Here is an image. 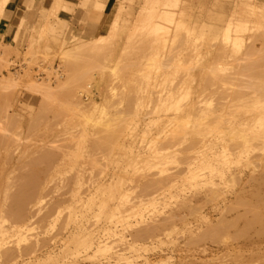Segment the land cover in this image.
<instances>
[{
    "label": "rangeland",
    "instance_id": "rangeland-1",
    "mask_svg": "<svg viewBox=\"0 0 264 264\" xmlns=\"http://www.w3.org/2000/svg\"><path fill=\"white\" fill-rule=\"evenodd\" d=\"M59 1L0 0V264H264V0H181L194 34L145 0Z\"/></svg>",
    "mask_w": 264,
    "mask_h": 264
},
{
    "label": "bare ground",
    "instance_id": "bare-ground-1",
    "mask_svg": "<svg viewBox=\"0 0 264 264\" xmlns=\"http://www.w3.org/2000/svg\"><path fill=\"white\" fill-rule=\"evenodd\" d=\"M119 1L121 2V0H119ZM142 1H144V0H142ZM145 1H148L149 3L146 4L145 6H143V10H141V11H142L143 14H145V16H148V17H149V20H150V21H152V19H153V21H154V18L160 15L159 17H162V19L160 18L161 21H162V20L164 21V19H165V22H164V23H166V22L168 23V22H169V25H170V23H171V24L174 23L176 26H177V25L179 26V25H181V24H182V25L185 24V25H183V27L186 28V30L188 31V33H189V34H191V33L194 34V33H193L194 30H195L194 27H191V25H190L189 23H187V22H184V23H183V21H181L180 19L177 18V17H179V16H177L178 14L176 15L177 10H175L174 7H175V6H178V5H179V2H180L181 0H164L160 9H158V6H159V3H160V0H145ZM233 1H234L235 3H237L238 1H241V2H243V3H246L245 5L249 4L248 2H250V0H233ZM251 1H252V0H251ZM59 2H60V1L58 0V2H57V3H58V6H59ZM55 3H56V2H55ZM235 3L233 4V5H235V8H234L233 12L231 13V16H230L229 19L227 20V24H226L227 26H224L225 28H223L224 30H222L221 27H217L216 25H213V23L209 24V23L207 22V24H205V22H204V23H203V26H205L207 29H205V27H202L201 33H204V31H209V32H212V33H216V34H217V33H220L221 30H222V31H225V36H226V38H229V37H228V36H229V32H230V30H231V27H232V24H233V21H234V20H232V18H233L234 16H237V14L240 15V19H241V17H242L243 15H246L244 12H238L237 10H235L236 7H237V4H235ZM233 5H232V7H233ZM109 6H111V0H108V4H106L107 9H108ZM243 6H244V5H243ZM119 8H121V3H120V6L117 8L116 12L114 13V16H113L112 21H111L110 26H109V30H108L107 32H109V31H112V32H113V31H116L118 25H120V24H119V23H120V21H119L120 14H119V11H118ZM224 8L226 9V8H227V5H226V6L224 5ZM227 9H228V8H227ZM158 11H160V12H158ZM225 11H226V10H225ZM230 11H231V10H230ZM103 12H104V11H103ZM156 13H157V14H156ZM241 15H242V16H241ZM176 16H177V17H176ZM156 19H157V18H155V20H156ZM237 19H239V18H236L235 21H237ZM242 19H244V16H243ZM242 19H241V20H242ZM150 21H148V24H150V23H149ZM163 21H162V22H163ZM246 21H247V20H246ZM162 22H161L160 25L163 24ZM238 22H240V21H238ZM238 22H237V23H238ZM154 23H155V24H158V23H156V22H154ZM240 23H241V22H240ZM240 23H238V24H240ZM244 23H246L245 20H244ZM155 24H154V25H155ZM238 24H237V25H238ZM151 25H153V22H152ZM158 25H159V24H158ZM158 25H155V26H154V27H156V28H155V31L160 30L162 27L164 28L165 26H167V25H165V24H164V26H161V27L158 26ZM169 25H168V26H169ZM189 25H190V26H189ZM206 25H207V26H206ZM234 25H236V24H234ZM240 25H241V26H240ZM240 25H239V28L242 27V23H241ZM171 26H174V25H171ZM178 26H177V27H178ZM201 26H202V25H201ZM158 27H159V28H158ZM180 27H182V26H180ZM235 27H236V26H235ZM157 28H158V29H157ZM163 28H162V29H163ZM173 28H174V27H173ZM178 28H179V27H178ZM237 28H238V27H237ZM243 28L246 29V26L243 25ZM152 29H153V26H152ZM156 29H157V30H156ZM233 29H234V28H233ZM153 30H154V29H153ZM166 30H167V32L169 33V32L171 31L170 26L167 27ZM166 30L163 31V32L165 33ZM173 30H175V29H173ZM173 30H172V32H173ZM182 31L184 32L185 30H182ZM235 31H236V30H235ZM107 32H106V33H107ZM167 32H166V33H167ZM172 32H171L170 34H173V33H174V32H173V33H172ZM183 32H182V33H183ZM233 32H234V30H233ZM155 33H156V32H155ZM164 33H161V34H162V37H164V36L166 35V34H165V35L163 36ZM168 33H167V35H168ZM182 33H181V34H182ZM235 33H237V31H236ZM161 34H158V35H161ZM170 34H169V36H171ZM189 34H188V35H189ZM220 34H221V33H220ZM183 35H184V34H182L181 36H183ZM169 36H166V37L169 38ZM181 36H179V37H181ZM184 36H185V35H184ZM41 37H42V36H41ZM80 37H81V36H80ZM166 37H164L163 39L166 40ZM191 37H192V36H191ZM191 37H190V38H191ZM200 37H201V34H200ZM158 38H160V36H159ZM177 38H178V37H177ZM196 38H197V37H196ZM163 39H161V40H163ZM169 39H172V38H169ZM180 39H181V38H179V40H180ZM187 39H188V38H187ZM191 39H192V38H191ZM88 40H89V39H88ZM88 40L85 39L86 42H87ZM181 40H182V39H181ZM66 41H67V40H66ZM73 41H74V40H73ZM81 41L84 42V39L78 37L77 41H74V42L70 41V42H68L69 44H68V45L66 44V47H68V46L71 44V45L73 46V49H75L76 47L78 48V45L81 44V46H82V44L84 45V44L86 43V42L82 43ZM90 41H91V40H90ZM184 41H185V40H184ZM80 42H81V43H80ZM163 42H166V41H163ZM180 42H181V41H180ZM186 42H187V41H186ZM76 43H77V45H76ZM78 43H79V44H78ZM87 43H91V42H87ZM174 43H175V42H174ZM73 44L76 45L75 48H74V45H73ZM186 44H187V43H186ZM71 45H70V46H71ZM87 45H88V44H87ZM164 45H166V44L164 43ZM177 45H178V44H177ZM179 45H180V44H179ZM183 45H184V44H183ZM183 45H182V47H183ZM220 45H222V44H220ZM72 46H71V47H72ZM81 46H79V47H81ZM84 46H85V45H84ZM166 46H167V45H166ZM184 46H185V45H184ZM71 47H70V49H71ZM82 47H83V46H82ZM173 47H174V46H173ZM167 48H168V46H167ZM174 48H175V47H174ZM183 48H184V47H183ZM183 48H182V49H183ZM196 48H197V46H196ZM67 49H69V47H68ZM79 49H80V48H79ZM211 50H212V49H211ZM222 50H223V49H222ZM175 51H176L177 53L180 52V51H177V50H175ZM210 53H211V52H209V54H210ZM219 53H221V51H220ZM219 53H218L216 56H215V55H214V56L217 57V56L219 55ZM222 53H223V52H222ZM224 54H225V53H224ZM212 55H213V54H212ZM222 55H223V54H222ZM219 56H220V55H219ZM217 58H218V57H217ZM219 58H221V57H219ZM214 60H215V62H216L217 59L214 58ZM219 60H220V59H219ZM212 62H214V61H212ZM212 62H211V63H212ZM215 64H216V63H215ZM217 64H219V63H217ZM211 66L214 67V64H211ZM211 66H210V67H211ZM216 66H217V65H216ZM218 68H219V66H218ZM213 69H214V68H213ZM207 72H208V71H207ZM207 72H206V73H207ZM204 74H205V73H204ZM190 93H191V90H190ZM194 94H195V93H194ZM191 95H192V94H191ZM244 95H245V94H244ZM186 96H187V95H186ZM241 96H242V95H241ZM241 96H240V97H241ZM245 96H247V95H245ZM245 96H244V98H245ZM236 98H237V97H236ZM236 98H234V99H236ZM242 98H243V97H242ZM247 98H248V97H247ZM250 98H251V97H250ZM263 98H264V97H263ZM245 99H246V98H245ZM175 100H176V99H175ZM237 100H238V99H237ZM247 100H248V99H247ZM247 100H246V101H247ZM249 100H251V99H249ZM176 101H177V100H176ZM233 101H236V100H233ZM259 101H260V100H259ZM259 101H258V102H259ZM172 102H173V101H172ZM249 102H251V101H249ZM179 103H180V101H179ZM224 103H225V101H224ZM232 103H233V102H232ZM246 103H247V102H246ZM260 103H261V101H260ZM172 104H173V103H172ZM175 104H176V103H175ZM225 104H226V103H225ZM225 104H224V105H225ZM227 104H228V103H227ZM248 104H250V103H248ZM251 104H252V103H251ZM236 105H237V104H236ZM244 105H245V104H244ZM258 105H259V104H258ZM263 105H264V104H263ZM170 106L172 107V105H170ZM173 106H174V104H173ZM181 106H182V103H181ZM181 106H180V107H181ZM222 106H223V105H222ZM229 106H231V105H229ZM229 106H228V107H229ZM256 106H257V105H256ZM171 107H169V108H171ZM217 107H219V106L217 105ZM236 107H237V106H236ZM238 107H240V106L238 105ZM252 107H254V106H252ZM165 108H167V107H165ZM177 108H178V107H177ZM240 108H241V107H240ZM254 108H255V107H254ZM197 109H198V108L196 107V109H194V111L197 110ZM202 109H203V108H202ZM228 109H229V108H228ZM231 109L234 110V109H236V108H231ZM168 110H169V109H168ZM177 110H178V109H177ZM177 110H176V111H177ZM186 110H187V109H186ZM189 110H190V109H189ZM198 110H199V109H198ZM198 110H197V111H198ZM203 110H204V109H203ZM213 110H214V109H213ZM226 110H227V109H226ZM194 111H193V112H194ZM199 111H200V110H199ZM199 111H198V112H199ZM207 111H208V110H207ZM209 111H210V110H209ZM235 111H237V110H234V112H235ZM242 111H243V110H242ZM182 112H183V111H182ZM184 112H185V111H184ZM204 112L206 113L205 110H204ZM216 112H217V111H216ZM221 112H222V111H221ZM232 112H233V111H232ZM170 113H171V112H170ZM176 113H177V112H176ZM178 113H179V112H178ZM196 113H197V112H196ZM223 113H224V112H223ZM229 113H230V115H231V112H230V111H229ZM229 113H228V114H229ZM190 114H191V113H190ZM194 114H195V113H194ZM200 114H201V113H200ZM202 114H203V113H202ZM210 114H211V113H210ZM220 114H221V113H220ZM220 114H219V115H220ZM225 114H226V113H225ZM239 114H240V113H239ZM179 115H180V114H179ZM198 115H199V113L196 114V117H198ZM203 115H204V114H203ZM226 115H227V114H226ZM233 115H234V114H233ZM200 116H201V115H200ZM205 116H207V114H205ZM205 116H203V118H204ZM223 116H224V115L221 114V117H222V118H223ZM231 116H232V115H231ZM238 116H240V115H238ZM241 116H243V115H241ZM207 117H208V116H207ZM222 118H220V119H222ZM230 118H232V117H230ZM242 118H243V117H242ZM195 119H196V118H195ZM201 119H202V118H201ZM205 119H206V118H205ZM212 119H213V118H211V120H212ZM225 119H226V117H225ZM206 120H207V119H206ZM195 121H196V120H195ZM202 121H203V120H202ZM204 121H205V120H204ZM213 121H214V120H213ZM217 121H218V118H217ZM222 121H223V120H222ZM198 122H200V121L198 120ZM210 122H211V121H210ZM230 122H231V121H230ZM243 122H244V121H243ZM194 123H197V122H194ZM217 123H218V122H216V124H217ZM223 123H224V122H223ZM223 123H221V124H223ZM241 123H242V122H241ZM201 124H203V122H202ZM210 124H211V125L213 124V125H212L213 127L215 126L214 122H213V123H210ZM210 124H209V125H210ZM219 124H220V123H218V125H219ZM206 125H208V124L206 123ZM218 125H217V126H218ZM228 125H231V123H229ZM235 125H236V124H235ZM258 125H259V124H258ZM261 125H262V123L260 124V126H261ZM192 126H193V125H192ZM195 126H196V125H195ZM200 126H201V125H200ZM217 126H215V127L217 128ZM225 126H227V125H225ZM231 126H232V125H231ZM236 126H237V125H236ZM239 127H240V126H239ZM191 128H192V127H191ZM207 128H208V127H207ZM210 128H212V127H210ZM219 128H220V127H219ZM235 128H236V127H235ZM235 128H234V130H235ZM241 128H244V127H241ZM245 128H248V127H245ZM189 129H190V128H189ZM205 129H206V128H205ZM208 129H209V128H208ZM225 129H228V128H225ZM231 129H232V128H231ZM239 129H240V128H239ZM190 130H191V129H190ZM198 130H200V129H198ZM206 130H207V129H206ZM218 130H219V129H218ZM222 130H224V129H222ZM237 130H238V129L236 128V131H235V132H239V130H238V131H237ZM245 130H246V129H245ZM194 131H195V129H194ZM209 131H210V130H209ZM213 131H215V129H214ZM225 131H226V130H225ZM225 131H224V132H225ZM262 131H264V130H260V133H261ZM203 132H204V131H203ZM211 132H212V131H211ZM215 132H217V131H215ZM219 132H220V131H219ZM194 133H195V132H194ZM198 133H199V132H198ZM198 133H197V134H198ZM201 133H202V132H201ZM204 133H205V132H204ZM204 133L200 134V136H201V135H204ZM208 133H209V132H208ZM233 133H234V132H233ZM260 133H259V134H260ZM263 133H264V132H263ZM263 133H261V135H262ZM189 134H190V133H189ZM215 134H216V133H215ZM215 134H214V135H215ZM221 134H222V131H221ZM259 134H258V135H259ZM193 135H194V134H193ZM206 135H207V134H206ZM206 135H205V136H206ZM208 135H209V134H208ZM224 135H225V134H224ZM227 135H228V134H227ZM261 135H260V136H261ZM196 136H197V135H196ZM196 136H194V137L192 138L194 141H195L197 138H199V137L195 138ZM235 136H237V134H235ZM255 136H256V135H255ZM217 137H218V136H217ZM225 137H226V135H225ZM232 137H233V136H232ZM258 137H259V136H258ZM190 138H191V135H190ZM204 138H206V137H204ZM211 138H212V137H211ZM211 138H209V141H210ZM229 138H230V137H229ZM229 138H228V139H229ZM236 138H237V137H236ZM217 139H218V138H217ZM232 139H233V138H232ZM258 139L261 140L260 138H258ZM200 140H202V139H200ZM224 140H225V139H224ZM233 140H234V139H233ZM233 140H230V141L233 142ZM262 140H263V137H262ZM196 141H198V139H197ZM202 141H204V140H202ZM202 141H200V142H201L200 144H202ZM211 141H212V139H211ZM213 141H214V140H213ZM235 141H236V143L238 142L237 139H236ZM190 142H192V141H190ZM215 142H216V141H215ZM221 142H222V140H221ZM228 142H229V141H228ZM228 142H223V143L226 144V143H228ZM261 142H262V141H261ZM179 143L182 144V141L179 142ZM196 143H197V142H196ZM212 143H213V142H212ZM216 143H217V142H216ZM238 143H239V142H238ZM238 143H237V144H238ZM192 144H193V143H192ZM198 144H199V143H198ZM208 144H209V143H208ZM208 144H207V145H208ZM232 144H233V143H232ZM259 144H260V143H259ZM263 144H264V142H263ZM263 144H261V146H262ZM190 145H191V144H190ZM194 145H195V143H194ZM194 145H193V146H194ZM220 145H221V143H220ZM229 145H231L230 142H229ZM205 146H206V145H205ZM213 146L215 147L214 144H213ZM221 146H222V145H221ZM227 146H228V145H227ZM241 146H242V145H241ZM1 147H2V146H1ZM187 147H188V146H187ZM208 147H209V149H210L211 145L208 146ZM228 147H230V146H228ZM243 147H244V146H243ZM189 148H191V147H189ZM198 148H199V147H198ZM204 148H205V147H204ZM200 149H201V148H200ZM202 149H203V147H202ZM224 149H225V148H224ZM227 149H228V148H227ZM189 150H190V149H189ZM189 150H188V151H189ZM220 151H223L222 148H221ZM220 151H217V153L220 152ZM42 152H44V153H42V154H46V155H47V153H46L45 151H42ZM224 152H225V151H224ZM237 152H238V151H237ZM239 152H240V151H239ZM35 153H37V154H35V155H39V154H41V153H39V152H35ZM204 153H205V152H204ZM234 153H235V152H234ZM9 154H12V155H13V152H12V151H9ZM42 154H41V155H42ZM186 154H187V153H186ZM189 154H190V153H189ZM225 154H226V152L224 153V157H225ZM35 155H34V156H35ZM202 155H204V154H202ZM202 155H201V156H202ZM222 155H223V154H222ZM222 155H220V156H222ZM230 155L232 156V153H230ZM233 155H234V154H233ZM8 156H9V155H8ZM8 156H7V158H8ZM42 156H43V155H42ZM190 156H191V155H190ZM211 156H212V155H211ZM10 157H11V155L9 156L8 159H10ZM35 157H36V156H35ZM39 157H40V155H39ZM45 157H47V156H45ZM187 157H189V156H187ZM204 157H205V155H204ZM240 157H241V156H240ZM33 158H34V157H33ZM33 158H30V159H33ZM43 158H44V157H43ZM205 158H207V156H206ZM8 159H7V160H8ZM36 159H37V157H36ZM36 159H35V160H36ZM200 159H201V157H200ZM38 160H39V158H38ZM233 160H234V159H233ZM27 161L30 162V160H27ZM33 161H34V159H33ZM33 161H32L31 163H33ZM36 161H37V160H36ZM42 161H43V159H42ZM186 161H187V160H186ZM201 161H202V160H201ZM206 161H207V160H206ZM206 161H203V163L205 164ZM29 162H27V165H26V164H25V165H26V166L30 165V164H28ZM39 162H40V164H41V161H39ZM43 162H44V161H43ZM23 163H24V162H23ZM23 163H20V164L22 165ZM25 163H26V161H25ZM34 163H35V162H34ZM203 163H202V164H203ZM207 164H208V161H207ZM207 164H206V166H207ZM209 164H210V163H209ZM34 165H36V164H34ZM192 165H193V164H192ZM19 166H20V165H19ZM19 166H18V167H19ZM250 166H252V165H250ZM15 167H16V166H15ZM18 167H17V169H18ZM21 167H23V166H21ZM21 167H19V168H21ZM188 167H189V166H188ZM24 168H27V167L24 166ZM24 168H22L21 170H23ZM32 168H33V166H32ZM40 168H41V166H40ZM27 169H30V167L28 166ZM25 170H26V169H25ZM25 170H24V171H25ZM262 170H264V169H262ZM37 171H39V170H37ZM40 171H41V170H40ZM40 171H39V172H40ZM19 172H20V170H19ZM30 172H32V170H30ZM30 172H29V173H30ZM33 172H34V173H33ZM33 172H32V173L35 174L36 170L33 171ZM263 172H264V171H263ZM37 173H38V172H37ZM21 174H22V172H21ZM27 174H28V173H27ZM18 176H19V175H18ZM20 176H21V175H20ZM26 176H27V175L24 176V174H23L21 177L24 178V177H26ZM31 176H32V175H31ZM35 176H36V175H35ZM37 176H38V175H37ZM262 176H263V174H262ZM21 177H19V178H21ZM28 177H29V176H28ZM28 177H26L25 179L27 180ZM251 177H252V176H251ZM23 178H21V180H22ZM29 178H30V177H29ZM263 178H264V177H263ZM25 179H24V180H25ZM33 179H34V177H33ZM254 179H255V177H254ZM34 180H35V181H34V184H36V183H37V182H36V178H35ZM248 180H249V179H248ZM260 180H261V178H260ZM13 181H15V182H14L15 184H14V185H11V184H10L11 187H12V186H18L19 183H21V184L19 185L20 188H19V186H18V187H16V189L18 188V190H14V192L17 191V193H18L19 195L14 196L16 193H15V194L13 193L14 195H12V197H15V199H16V198L18 199V197L20 198L21 196L23 197V195H25L26 192H28V191H29V193H31V194H32V192H35L34 190H32V191L30 192L31 188H30L29 190H27V189H28V186L33 187V186H31V185H33V184H31V183H30V185H29V184L27 185V181H29V179H28L26 182L22 180L23 183L20 182L19 179L17 180V178H16V180L13 179ZM13 181H11V182L13 183ZM16 181H19V182L17 183V185H16ZM255 181H257V179H256ZM262 181H264V179H263ZM35 182H36V183H35ZM38 182H39V178H38ZM24 183L26 184L25 186H24ZM28 183H29V182H28ZM40 183H41V182H40ZM40 183L37 184V185L40 186ZM258 183H259V181H258ZM22 184H23V185H22ZM21 185H22V187H26V186H27V188L24 189L25 191L27 190L26 192L24 191L25 193L22 192V191H23V188L21 187ZM263 185H264V184H263ZM263 185H262V186H263ZM5 186H6V185H5ZM68 186H70V185H68ZM8 187H9V186H8ZM11 187H10V188H11ZM5 188H6V187H5ZM12 188H13V187H12ZM36 188H37V186L35 187V190H36ZM262 188H263V187H262ZM3 189H4V187H3ZM14 189H15V188H14ZM19 189H22L21 192H20V193H22L21 196H20V193L18 192V191H20ZM37 189H38V188H37ZM54 189H55V188H54ZM243 189H244V188H243ZM255 189H256V188H255ZM12 190H13V189H12ZM12 190L9 191V193L12 194V192H13ZM38 190H39V189H38ZM38 190H37V191H38ZM61 190H62V189H61ZM239 190H240V188H239ZM257 190H259L258 187H257ZM62 191H63V190H62ZM65 191H66V190H65ZM65 191H64V192H65ZM114 191H115V190H114ZM109 192H110V191H109ZM109 192H108V193H109ZM4 193H5V191H4ZM29 193L26 194L27 197H29V196L31 195V194L29 195ZM56 193H57V192H56ZM62 193H63V192H62ZM263 193H264V192H263ZM11 194H10V195H11ZM34 194H35V193H34ZM34 194H33V196H34ZM59 194H60V193H59ZM236 194H237V193H236ZM259 194H260V193H259ZM3 195H4V194H3ZM28 195H29V196H28ZM31 196H32V195H31ZM31 196H30V197H31ZM33 196H32V197H33ZM254 196H255V195H254ZM259 196H260V195H259ZM6 197H7V194H6ZM239 197H240V195H238V198H239ZM7 198H8V197H7ZM243 198H244V196H243ZM246 198H247V197H246ZM248 198H249V197H248ZM248 198H247V199H248ZM8 199H10V201H11V198H8ZM8 199H7V200H8ZM17 199H16V200H17ZM26 199H28V198H26ZM26 199H25V200L22 199V198H21L20 200L18 199L21 203H19V202L16 201L15 204L11 201V204L13 203V204H14V205H13L14 207H15V206H19V205H17V204L22 205V204L26 201ZM30 199H32V198H30ZM235 199H237V198H235ZM255 199H257V198H255ZM262 199H263V198H262ZM262 199H260V200H262ZM12 200L14 201V198H12ZM23 200H24V202H22ZM243 200H244V199H243ZM245 200H246V199H245ZM248 200H249V199H248ZM248 200H247L246 202H248ZM257 200H258V199H257ZM27 201H29V199H28ZM241 201H242V200H241ZM251 201H252V200H251ZM14 202H15V201H14ZM29 202H30V201H29ZM258 202H259V200H258ZM263 202H264V199H263L262 203H263ZM237 203L240 204L239 202H237ZM9 204H10V203H9ZM11 204H10V205H11ZM230 204H231V203H230ZM230 204H229V205H230ZM254 204H257V202L252 203V205H254ZM260 204H261V203H260ZM26 205H27V203H26ZM28 205H29V204H28ZM195 205H196V204H195ZM232 205H233V204H231L230 206L233 207ZM240 205H241V204H240ZM245 205H246V204H245ZM250 205H251V204H250ZM191 206H192V205H191ZM243 206H244V205H243ZM254 206H255V205H254ZM14 207L11 206V209L14 208ZM189 207H190V206H189ZM196 207H197V205H196ZM234 207H237V206L235 205ZM16 208L18 209V211H19V210H22V209H19L18 207H16ZM24 208H25V207H24ZM26 208H27V207H26ZM49 208H51V207L49 206ZM49 208H47V209H49ZM197 208H198V207H197ZM228 208H229V206H228ZM245 208H246V207H245ZM256 208H257V206H256ZM258 208H259V207H258ZM9 209H10V206H9ZM9 209L7 208V210H9ZM11 209H10V212L13 210V209H12V210H11ZM51 209H52V208H51ZM190 209H191V208H190ZM199 209H200V208H199ZM229 209H230V208H229ZM246 209H247V208H246ZM253 209H255V208H253ZM259 209H261V208H259ZM24 210H25V209H24ZM49 210H50V209H49ZM49 210H48V211H49ZM230 210H231V209H230ZM247 210H252V209H249V208H248ZM257 210H258V209H257ZM46 211H47V210H46ZM50 211H51V210H50ZM224 211H227V210H224ZM244 211H245V210H244ZM5 212H6L7 215H8V211H5ZM21 212H22V211H20V214H21ZM190 212H192V211H190ZM236 212H237V211H236ZM251 212H252V211H251ZM258 212H259V211H258ZM15 213H16V210H15ZM22 213H23V212H22ZM242 213H243V212H242ZM254 213H256V212L254 211ZM263 213H264V211H263ZM263 213H261V214L264 215ZM11 214H12V212H11ZM18 214H19V213H18ZM9 215H10V213H9ZM12 215H14V211H13V214H12ZM237 215H238V214H237ZM243 215H244V214H243ZM243 215H242V216H243ZM257 215H258V214H257ZM262 215H261V217H262ZM17 216H18V215H15V217H17ZM19 216H21V215H19ZM253 216H254V215H253ZM255 216H256V215H255ZM10 217H11V216H10ZM12 217H14V216H12ZM240 217H241V216H240ZM240 217H237V219L240 218ZM18 218H20V217H18ZM248 218H249V217H248ZM254 218H255V217H254ZM259 218H260V217H259ZM234 219H235V217H234ZM259 220H260V219H259ZM261 220H263V219H261ZM225 221H226V220H225ZM230 221H231V220H230ZM230 221H229V222H230ZM250 221H251V220H249V222H250ZM252 221H254V220H252ZM256 221H257V219H256ZM219 222L222 223V220L219 221ZM226 222H227V221H226ZM244 222H245V221H244ZM249 222H248V223H249ZM16 223H17V222H16ZM220 223H219V224H220ZM223 223L225 224L224 221H223ZM233 223H234V222H233ZM258 223H259V221H258ZM228 224H229V223H228ZM228 224L226 223L225 225L228 226ZM234 224H235V223H234ZM244 224H245V223H244ZM254 224H255V222H254ZM256 224H257V223H256ZM260 224H262V225H260L259 227H262L264 223L261 222ZM217 225H218V223H217ZM217 225H216V226H217ZM220 225H221V224H220ZM222 225H223V224H222ZM222 225H221V227H224V228H225V226H224V225L222 226ZM232 225H233V224H232ZM245 225H246V224H245ZM250 225H251V223H250ZM252 226H253V225H252ZM221 227H220V228H221ZM243 227H244V226H243ZM243 227H242V228H243ZM248 227H249V226H248ZM248 227H247V229H248ZM218 228H219V227H218ZM226 228H227V227H226ZM226 228H225V229H226ZM215 229H217V228L215 227L214 230H215ZM244 229H245V231L247 230L246 228H244ZM251 229H252V228H251ZM253 229H254V228H253ZM256 229H257V228H256ZM209 230H210V232H209ZM209 230H208V232L211 233V232L213 231V228H212V229H209ZM211 230H212V231H211ZM219 230H222V229H218L217 231H219ZM248 230H249V229H248ZM139 231H140V230H139ZM241 231H242V230H241ZM245 231H243V232H245ZM23 232H24V231H23ZM140 232H141V231H140ZM143 232H144V231H143ZM148 232H149V231H148ZM208 232H207V234H208ZM247 232H248V231H247ZM247 232H245V234H247ZM145 233H146V231H145ZM213 233H216V231H213ZM217 233H218V232H217ZM21 234H22V233H21ZM142 234H143V233H142ZM239 234H240V233H239ZM241 235H242V234H241ZM8 249H9V248H8ZM5 250H6V249H5ZM3 252H4V251H3ZM3 252H2V253H3ZM5 253H6V252H5ZM7 253H8V252H7ZM13 253H14V251H13ZM3 254H4V253H3ZM10 254H11V253H10ZM1 255H2V254H1ZM8 255H9V254H8Z\"/></svg>",
    "mask_w": 264,
    "mask_h": 264
},
{
    "label": "crops",
    "instance_id": "crops-1",
    "mask_svg": "<svg viewBox=\"0 0 264 264\" xmlns=\"http://www.w3.org/2000/svg\"><path fill=\"white\" fill-rule=\"evenodd\" d=\"M109 7H110V6H109ZM109 7H108V8H109ZM2 22H3V20L0 22V25L2 24ZM102 22H103V20L99 21V23H102Z\"/></svg>",
    "mask_w": 264,
    "mask_h": 264
}]
</instances>
